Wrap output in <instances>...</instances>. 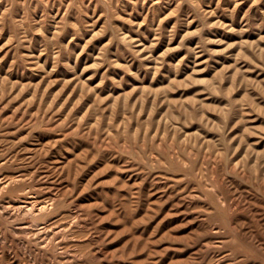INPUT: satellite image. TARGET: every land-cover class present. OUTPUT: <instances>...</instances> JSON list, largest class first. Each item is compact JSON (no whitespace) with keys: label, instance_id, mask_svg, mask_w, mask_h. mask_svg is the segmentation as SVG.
<instances>
[{"label":"rangeland","instance_id":"1","mask_svg":"<svg viewBox=\"0 0 264 264\" xmlns=\"http://www.w3.org/2000/svg\"><path fill=\"white\" fill-rule=\"evenodd\" d=\"M0 264H264V0H0Z\"/></svg>","mask_w":264,"mask_h":264},{"label":"bare ground","instance_id":"2","mask_svg":"<svg viewBox=\"0 0 264 264\" xmlns=\"http://www.w3.org/2000/svg\"><path fill=\"white\" fill-rule=\"evenodd\" d=\"M32 152V151H31ZM6 185V184H5ZM29 199V198H28ZM10 205V204H9ZM11 209V208H10Z\"/></svg>","mask_w":264,"mask_h":264}]
</instances>
